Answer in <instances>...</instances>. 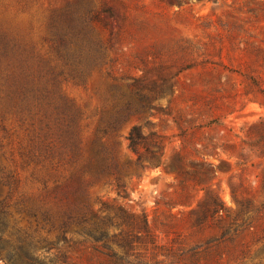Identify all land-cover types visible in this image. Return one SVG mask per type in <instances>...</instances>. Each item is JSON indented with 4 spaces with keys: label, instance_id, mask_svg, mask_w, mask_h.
I'll return each instance as SVG.
<instances>
[{
    "label": "rangeland",
    "instance_id": "rangeland-1",
    "mask_svg": "<svg viewBox=\"0 0 264 264\" xmlns=\"http://www.w3.org/2000/svg\"><path fill=\"white\" fill-rule=\"evenodd\" d=\"M59 28L72 34L68 48L56 40ZM0 30L14 38L2 64L10 77L3 89L28 76L52 95L51 103L27 98L30 111L0 99L1 141L18 163L19 193L54 201L52 188L21 167V152L30 137L43 133L41 118L57 137L53 106L61 96L85 109L84 142L95 137L102 112L129 104L132 114L105 141L121 161L135 159L126 137L138 123L144 135H162L161 164L124 176L127 197L102 181L88 193L95 209L107 200L147 216L151 237L134 238L132 263L264 264V0H0ZM210 164L216 175L205 185L225 209L198 225L199 213L191 209L206 190L191 175L180 180L177 170L204 172ZM65 173L62 165L56 176ZM45 177L51 186L54 176ZM247 204L249 211L240 215ZM247 217L252 226L221 237ZM19 225L30 221L24 217ZM39 233L50 248L43 243L34 253L49 264H109L83 244L61 239L57 248L55 231Z\"/></svg>",
    "mask_w": 264,
    "mask_h": 264
},
{
    "label": "trees",
    "instance_id": "trees-1",
    "mask_svg": "<svg viewBox=\"0 0 264 264\" xmlns=\"http://www.w3.org/2000/svg\"><path fill=\"white\" fill-rule=\"evenodd\" d=\"M59 29L60 31L56 32V40L59 46L68 48L67 44L72 34L67 28ZM13 40L8 32L0 30V92L6 91L5 97L0 94L1 101L6 100L9 105L19 103V108H27L29 111L32 104L27 98L42 96L51 103L52 95L48 87L45 85L39 87L34 79L28 76H23L19 80L15 78L14 88L3 89L4 85H8L10 77L3 75L2 64L7 58ZM74 79L77 81V78ZM53 108L57 119V137L55 139L50 137V132L45 131V128L49 129L51 124L41 118L39 128L43 133L37 137H30L29 146L21 152V167L31 168V176L41 180L45 189L52 188L54 192L52 203L28 196L25 192L19 193L22 185L21 172L16 159L8 157L3 150L4 143L0 136L1 264H49L34 253L43 243H46V250L50 248L49 242H45V238L40 235V230L56 232L54 245L57 248H60L59 240L63 239L72 241L71 245L74 247L83 244L91 247L93 251L104 254L109 264H133L130 257L136 248L135 241L138 239L142 241L147 235L151 237L147 216L144 212L129 210L122 203L112 204L107 200H99V207L95 209L90 202L88 188L101 181L113 183L118 194L127 197L124 176H138L142 169L161 164L164 150L162 135L155 131L144 135L140 124H133L126 138L128 147L137 156L135 159L121 161L104 137L114 135L123 121L132 114L129 104L123 108H115L111 112H102L96 135L88 142L83 140L81 126V121L86 115L85 109L76 106L74 100L66 96H61L60 102L55 103ZM143 108L145 106H142ZM0 111L4 118V109L0 108ZM46 111L43 118H46L48 112ZM31 125L34 123L31 122ZM140 147L144 148L143 152L139 151ZM180 161L181 157L177 156L172 164L179 165ZM62 165L66 166L67 173L56 176L57 169ZM45 174L54 176L51 186ZM177 175L183 181L188 180L191 175L193 181L206 190L205 197L198 202L197 207L191 209L193 213H199L195 219L196 224H202L209 214H222L225 208L219 196L213 192L210 184L205 185L216 175L214 165L210 164L204 172H198L196 169L177 170ZM232 193L234 195V188ZM249 209V204L241 206L240 215ZM24 217L30 221L28 227L19 225L20 219ZM114 225L118 226L119 230L111 232L109 227ZM122 225H127L128 228L124 229ZM250 226L252 218H242V222L236 226L226 227L221 237L237 234ZM70 230L75 237L67 236L66 233ZM191 250L192 255H196L194 248Z\"/></svg>",
    "mask_w": 264,
    "mask_h": 264
}]
</instances>
